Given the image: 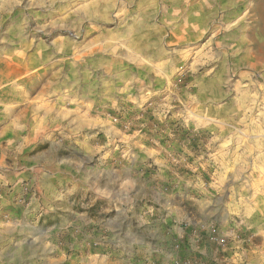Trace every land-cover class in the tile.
Segmentation results:
<instances>
[{
	"label": "rangeland",
	"instance_id": "obj_1",
	"mask_svg": "<svg viewBox=\"0 0 264 264\" xmlns=\"http://www.w3.org/2000/svg\"><path fill=\"white\" fill-rule=\"evenodd\" d=\"M0 264H264V0H0Z\"/></svg>",
	"mask_w": 264,
	"mask_h": 264
}]
</instances>
